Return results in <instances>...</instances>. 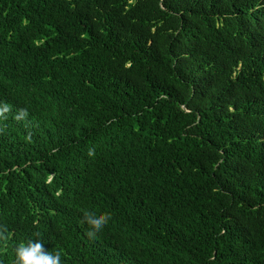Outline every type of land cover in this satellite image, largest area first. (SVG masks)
<instances>
[{
	"label": "trees",
	"instance_id": "trees-1",
	"mask_svg": "<svg viewBox=\"0 0 264 264\" xmlns=\"http://www.w3.org/2000/svg\"><path fill=\"white\" fill-rule=\"evenodd\" d=\"M0 225V264H264V0H0Z\"/></svg>",
	"mask_w": 264,
	"mask_h": 264
},
{
	"label": "clouds",
	"instance_id": "clouds-1",
	"mask_svg": "<svg viewBox=\"0 0 264 264\" xmlns=\"http://www.w3.org/2000/svg\"><path fill=\"white\" fill-rule=\"evenodd\" d=\"M27 109L21 110V115L26 114ZM17 118H20L19 116ZM90 150L89 155H93ZM111 213L108 211L85 210L83 217L89 226L90 234L100 233L111 221ZM7 229L0 225V242L7 240ZM66 252L62 248H54L50 251L44 247V241L39 236L20 241L15 247L14 264H66L64 257Z\"/></svg>",
	"mask_w": 264,
	"mask_h": 264
}]
</instances>
